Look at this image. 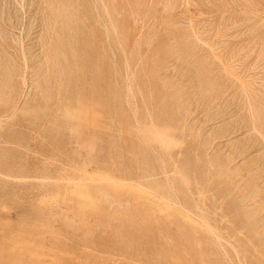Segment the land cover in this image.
Here are the masks:
<instances>
[{
	"label": "rangeland",
	"instance_id": "obj_1",
	"mask_svg": "<svg viewBox=\"0 0 264 264\" xmlns=\"http://www.w3.org/2000/svg\"><path fill=\"white\" fill-rule=\"evenodd\" d=\"M0 264H264V0H0Z\"/></svg>",
	"mask_w": 264,
	"mask_h": 264
},
{
	"label": "bare ground",
	"instance_id": "obj_2",
	"mask_svg": "<svg viewBox=\"0 0 264 264\" xmlns=\"http://www.w3.org/2000/svg\"><path fill=\"white\" fill-rule=\"evenodd\" d=\"M109 16V15H108ZM43 17V16H42ZM191 18V17H190ZM190 20V19H189ZM45 24V23H44ZM46 25V24H45ZM104 25V24H103ZM191 26V24H190ZM53 28V27H51ZM48 29H49V26H44L43 27V31L45 32H48ZM42 31V30H41ZM193 31V30H192ZM218 31V30H217ZM221 32V31H218L216 33V35H218V33ZM154 34V33H153ZM196 37V36H195ZM107 38V37H106ZM47 42H42V45H41V48H40V55H41V58H42V66H43V69H44V72L46 74V79H47V82H49V79H48V75L52 73L53 75V84L57 87H59V90H58V93L61 94L62 92V84H63V79H62V73H61V70L59 68V65H60V60L58 58V51H57V48L55 46L52 45V36L51 35H48L47 37ZM137 42V41H136ZM123 46V45H122ZM131 52V51H130ZM130 55V54H129ZM114 56V55H113ZM87 57V56H85ZM64 61H67L66 58L64 57ZM232 61V60H231ZM243 61V60H242ZM85 62V61H84ZM89 62L87 63H82V65H80V69H82V72H81V75L83 77V83H79V80L76 79L77 81V86L79 85H83L84 87H88L89 88V72H88V65ZM115 64V63H114ZM129 65V64H128ZM224 66V65H222ZM228 66V65H226ZM225 66V67H226ZM115 67V66H113ZM229 68V67H228ZM120 70V69H119ZM227 70V68H226ZM224 71V70H222ZM117 72V71H116ZM226 72V71H225ZM234 77V76H233ZM239 80V79H238ZM243 82V80H242ZM125 86V85H124ZM129 89V88H128ZM91 91V90H90ZM128 91V90H127ZM130 91V90H129ZM131 92V91H130ZM113 95V94H112ZM248 98V96H247ZM90 99V92L86 91V94H84L83 96V101L85 100H88ZM127 100V99H126ZM125 100V101H126ZM128 103V102H127ZM129 106V105H128ZM135 107V106H134ZM133 113V112H132ZM137 115V114H136ZM250 118V117H249ZM253 124V122H252ZM253 127V126H252ZM141 129V128H140ZM255 129V128H254ZM258 132V131H256ZM260 134V133H259ZM143 139V138H142ZM155 149V148H154ZM157 153V152H156ZM160 157V156H159ZM158 158V157H157ZM159 163V162H158ZM163 166V164H162ZM166 170V169H165ZM171 181V180H170ZM172 191V190H171ZM172 193V192H171ZM177 198V197H176ZM214 234V233H213ZM236 254V253H235ZM239 261V260H238Z\"/></svg>",
	"mask_w": 264,
	"mask_h": 264
}]
</instances>
